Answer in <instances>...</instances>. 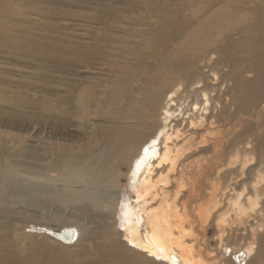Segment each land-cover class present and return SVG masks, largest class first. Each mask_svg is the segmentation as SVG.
Here are the masks:
<instances>
[{
    "label": "bare ground",
    "instance_id": "6f19581e",
    "mask_svg": "<svg viewBox=\"0 0 264 264\" xmlns=\"http://www.w3.org/2000/svg\"><path fill=\"white\" fill-rule=\"evenodd\" d=\"M0 49L44 65L38 98L0 78V264H257L205 235L264 234V0H0Z\"/></svg>",
    "mask_w": 264,
    "mask_h": 264
},
{
    "label": "rangeland",
    "instance_id": "374dc122",
    "mask_svg": "<svg viewBox=\"0 0 264 264\" xmlns=\"http://www.w3.org/2000/svg\"><path fill=\"white\" fill-rule=\"evenodd\" d=\"M103 8L107 9L109 7L104 6V7H102V9ZM62 22H59V23L62 24ZM63 24L65 25V28L70 29V27H71L70 22H68V21L63 22ZM69 29H68V32H70ZM65 34L68 35V33H65ZM63 39H66V38L64 37ZM42 68H44V65L42 66L40 63L28 61L25 59H16V58L10 56L9 54H7L4 50L0 49V78L5 80L6 82H10V83L15 84L13 87H11L14 89V91H12V92H15L14 95L20 94V92H24V93H26V95H25L26 97L32 96L34 98H36V97L38 98L40 95L37 94V86H40L39 79H40V74H42ZM52 71L53 70L51 69V71L49 72L50 76L54 75V73H52ZM227 84H229V86H232L231 82H228ZM232 90L233 89H231L230 91L232 92ZM25 96H22V98L20 100H25ZM20 112H22V111H20V110L14 111L13 115L17 116L19 118L17 119V121L15 118H12L11 122L9 123L8 131L10 133V137H12L13 140H15L19 143L22 142L31 149L30 155H29L31 157V159L30 160L26 159V161L34 162L35 160H33V159L37 155L38 151L41 148V145H42L41 140L44 138L45 134H43V135L41 134L42 132H41L39 125L37 123H35V122L27 123V122H25L26 120H21L20 114H19V116L17 115V113H20ZM263 129L262 130L259 129V131H263ZM2 130H3L2 126L0 125V133ZM46 136H47V140L49 139L48 143L51 144V142L53 141L52 137L50 138L51 135L46 133ZM81 137L83 138V140L80 142L83 143L84 137L83 136H81ZM17 142H15V143H17ZM12 144H13V142H12ZM16 145H18V144H16ZM122 184L124 185L123 186V194H124V196H126V194H128L130 192L128 181H125ZM19 207H21V206L16 205L13 207V209L16 210ZM22 207L27 212L31 213L30 217L32 218V220H35L34 218H36V217H38L37 219H40V215H42V214L45 216L51 217V215H53L54 213L57 212L53 207H51L49 205L42 206V207L41 206L33 207V205H30V204L25 205L24 204ZM59 213H61V219H62V220L60 219L61 223H54V222H51V223L45 222L44 223L45 220L43 219V221H42V223H44L43 225L51 226V228H53L54 224L62 225V224H67V223L72 224L74 222V220L72 219L73 213L71 212V208L69 206L60 207ZM70 216H71V218H70ZM15 226H18V224H15ZM25 226L27 228H24V230H23L24 234L32 235L33 237H38L37 238L38 240L43 239L44 236L42 234L37 233V230L33 227L34 225H32V223L31 224L25 223ZM25 226L23 225V227H25ZM252 226L253 225H250V226L241 225V226H239L238 230L234 233L236 235H231L230 237L224 236L223 238H221V240L219 239V235L210 229V231L207 232V234L205 235V239H206V237H208L207 244H209L211 246V249L214 251L212 254H215L216 253L215 250L221 245H226L229 248L230 247L237 248V247L245 245V243L251 242V243H254L253 244V256H254V258L257 259V264H259L258 261L260 259L264 258V234L258 235V233L260 234V230L258 231V233H256V232L254 233V230L256 228H255V226H253V227ZM250 227H252V229ZM38 234H39V236H38ZM254 234H255V237L252 238L251 236ZM241 236H243V237H241ZM256 236H258V237H256ZM47 242H48L49 248H53V249L56 248V249L62 250V253L65 252V254H67V255L73 254L77 250V246L71 247V248H61L60 246L52 243L49 240H47ZM34 247L35 246L29 245V244L21 245V249L24 250V253H26V254H27V252H28V254H31V252L33 253ZM239 257H240V262H241L240 264H245V258L241 255H239ZM245 257H247V256H245ZM36 260H38V259H36ZM40 260L43 261L44 259H42V257H41Z\"/></svg>",
    "mask_w": 264,
    "mask_h": 264
}]
</instances>
